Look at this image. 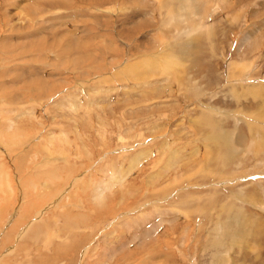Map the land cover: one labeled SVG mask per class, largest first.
Listing matches in <instances>:
<instances>
[{"label": "rangeland", "instance_id": "1", "mask_svg": "<svg viewBox=\"0 0 264 264\" xmlns=\"http://www.w3.org/2000/svg\"><path fill=\"white\" fill-rule=\"evenodd\" d=\"M0 264H264V0H0Z\"/></svg>", "mask_w": 264, "mask_h": 264}, {"label": "bare ground", "instance_id": "2", "mask_svg": "<svg viewBox=\"0 0 264 264\" xmlns=\"http://www.w3.org/2000/svg\"><path fill=\"white\" fill-rule=\"evenodd\" d=\"M161 56H162V55H161ZM162 57H165V56H162ZM162 57H161V59H162ZM162 61H163V59H162ZM169 61H170V60H168L167 62H168V63H171V62H169ZM141 64H142V63H141ZM126 65H128V64H126ZM129 65H130V64H129ZM145 65H149V64H145ZM162 65H163V64H162ZM165 65H166V64H165ZM165 65H164V67L166 68ZM239 65H240V64H238V66H239ZM241 65H242V64H241ZM251 65H252V63H251ZM244 66H245V65H244ZM246 66H247V65H246ZM164 67H163V68H164ZM161 68H162V66H161ZM244 68H245V67H244ZM168 69H170V68H168ZM245 69H246V68H245ZM159 70H160V69H159ZM166 70H167V68H166ZM239 71H240V68H239ZM160 72H161V70H160ZM236 72H237V71H236ZM243 73H244V72H242V74H243ZM237 75H238V74H237ZM240 76H241V75H240ZM260 85H261V84H260ZM254 89H255V88H254ZM250 90H251V89H250ZM257 91H258V90H257ZM248 92H250V91H248ZM251 94H252V92H251ZM203 118H204V117H203ZM246 118H247V117H246ZM252 118H253V117H252ZM206 120H208V119H206ZM209 121H210V120H209ZM248 121H249V120H248ZM251 124H252V123H251ZM257 124H258V123H257ZM262 124H263V123H262ZM20 134H21V133H20ZM54 139H56V138L54 137ZM15 140H16V139H15ZM66 141H67V140H66ZM58 142L61 143V141H57V142H52V141L50 142V141H49L48 146L51 145L50 147L53 146L54 148H56V147H57L56 145H59ZM63 145H64V144H63ZM55 146H56V147H55ZM60 148H61V147H60ZM53 150H55V149H53ZM227 150H228V149H227ZM229 150H230V149H229ZM57 151H58V150H57ZM57 151H56V152H57ZM60 151L62 152V150H60ZM60 151H59V153H60ZM47 152H48V151L46 150V153H47ZM52 152H55V151H52ZM52 152L49 153V154H51V155H52V154H55V153H52ZM226 152H227V151H226ZM64 153L66 154V152H64ZM41 154H42V153H41ZM57 154H58V153H57ZM59 156H61V155H59ZM63 157H64V156H63ZM54 162H55V161H54ZM56 162H57V161H56ZM56 162H55V163H56ZM63 162H65V161L63 160ZM66 162H67V161H66ZM57 163H58V162H57ZM53 164H54V163H53ZM53 164H49V166L52 167V166L55 165V164H54V165H53ZM65 164H67V163H65ZM49 166H48V167H49ZM61 167H62V166H61ZM53 170H54V168H53ZM58 170H59V169H58ZM58 170H57V171H58ZM61 170H62V169H61ZM202 170H203V169H202ZM59 171H60V170H59ZM59 171H58V172H59ZM207 171H208V170H207ZM60 172H61V171H60ZM48 173H50V172H48ZM52 173H53V174H52L50 177H51L52 179H54L53 177L56 178V177H57V173L55 172V174H54L53 171H52ZM61 173H62V172H61ZM61 173H60V174H61ZM63 173H64V172H63ZM50 174H51V173H50ZM207 175H208V174H207ZM46 176H47V175H45V178H46ZM48 176H49V175H48ZM48 176H47V177H48ZM43 177H44V176H43ZM60 177H61V176H60ZM40 178H41V177H40ZM48 178H49V177H48ZM69 178H70V177H69ZM70 179H71V178H70ZM54 180H55V179H54ZM67 181H68V180H67ZM67 181H66V184H67ZM107 182L112 183V178L109 179V180H107ZM5 183H6V182H5ZM34 183H35V181H34ZM44 183H45V182H44ZM170 183H171V182H170ZM3 185H4V184H3ZM29 185H30V184H29ZM71 185H72V184H71ZM170 185H171V184H170ZM4 186H5V185H4ZM47 186H49V185H47ZM99 186H100V183H99V185L96 186L95 188H97V187H99ZM1 187H2V185H1ZM64 187H65V186H64ZM2 188H3V187H2ZM27 188H28V187H27ZM34 188H35V187H34ZM45 188H46V187H45ZM103 189H107V188H101V189L97 190V192H96L95 194L98 195V196H101V197H102L103 194H104V193H103V192H104ZM161 189H163V188H161ZM1 190H2V189H1ZM163 190H164V189H163ZM167 191H168V190H167ZM9 192H10V191H9ZM6 193H7V192H6ZM6 193H5V194H6ZM45 194H46V193H45ZM164 194H165V193H164ZM7 195H8V194H7ZM16 195H17V194H16ZM42 195H43V194H42ZM37 198H38V197H37ZM45 199H46V198H45ZM3 201H4V200H3ZM15 201H16V200H15ZM27 201H28V200H27ZM98 201H99V198H98ZM54 203H55V202H54ZM50 205H51V204H50Z\"/></svg>", "mask_w": 264, "mask_h": 264}]
</instances>
